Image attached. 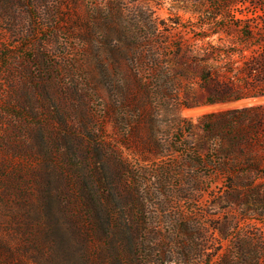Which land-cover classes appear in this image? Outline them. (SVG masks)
<instances>
[{"label":"rangeland","instance_id":"rangeland-1","mask_svg":"<svg viewBox=\"0 0 264 264\" xmlns=\"http://www.w3.org/2000/svg\"><path fill=\"white\" fill-rule=\"evenodd\" d=\"M259 60L264 0H0V264H264V108L203 118L264 95L194 104L203 67ZM112 192L117 218L199 224L201 252L184 263L152 233L130 252L97 207Z\"/></svg>","mask_w":264,"mask_h":264},{"label":"trees","instance_id":"trees-1","mask_svg":"<svg viewBox=\"0 0 264 264\" xmlns=\"http://www.w3.org/2000/svg\"><path fill=\"white\" fill-rule=\"evenodd\" d=\"M215 16H221L224 20H227V12L226 11H215ZM236 20H238L236 18ZM241 21V20H240ZM225 64V62H224ZM222 66V70L210 68V67H203L201 71L197 74V77L199 78V85L200 87L206 91V95L201 101H195L194 104H214V103H224V102H231L236 101L248 96H257V95H264V84H254L250 86L249 83H244L243 85L237 82V75L243 74L245 77L249 75H254L255 73H258L262 70H264L263 62L255 61L254 64H249V62H246L243 67H240L239 69H236L233 66L225 67ZM188 104L187 106H189ZM260 107L264 108V105H252L248 107H243L240 109H229L226 111L221 112H212L208 113L203 116V118L208 119L210 122L213 121V123H217L219 121H225L226 124H232L235 120L238 118L235 116L238 112H248V111H254ZM257 118V114L255 115ZM209 131L212 132L211 126ZM215 152H219L223 157L220 155L217 156L218 160V167L222 171H226L228 165L235 166L234 163V157H231V154L224 152V150H215ZM224 152V153H223ZM111 156V158L116 161L118 164H121L120 159L117 156ZM211 160V159H210ZM229 169V168H228ZM253 169L255 171H258V165L253 164ZM264 176V172H263ZM143 190H140L138 187H135L132 189H128L126 187H123L120 192H124L126 194H129V206L127 210H132L137 208L138 206V194L141 193ZM113 192L106 195L104 201H97V207L100 208L104 204V207L101 208L106 212L107 218L106 223L108 225L109 233L115 235L116 232H122V230L125 231L126 235L124 236V240L126 244L130 247V252H139L141 250H145V248L149 245L155 244L158 245V243H153L151 240H149V233L154 235L156 238L159 237V241L163 244V247L161 249L164 253H170L174 250L175 247H180L182 256H183V262L186 263L189 262V259H193V256L196 255V253L201 252L200 248L196 250V252L192 251L191 247L189 246L188 238L193 237L191 230L194 229L197 231L195 239L200 240V246H203V240L205 239V236H203L202 230L203 228L199 225L194 223V225L191 223L190 219L184 218L179 219L174 222L173 224V230H167L163 231L161 228H152L151 222L146 221L143 218L138 217H132L127 219H120L116 217V210L110 205H107V201L109 196H112ZM131 195V197H130ZM136 196V197H134ZM125 208H120L119 210L123 211ZM191 224V226H190ZM149 227V228H148ZM179 232V236L176 239L174 237L173 231ZM194 230V231H195ZM158 241V242H159ZM121 240H117V247H119ZM130 261H136L137 264L141 263L136 258H130ZM165 261H170L169 258H164ZM147 261V262H146ZM209 262V261H208ZM144 263H148V260H145ZM225 264H230V260L227 258L224 259Z\"/></svg>","mask_w":264,"mask_h":264}]
</instances>
